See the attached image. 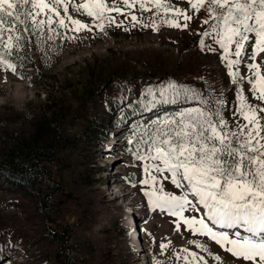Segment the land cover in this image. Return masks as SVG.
<instances>
[{
  "label": "rangeland",
  "instance_id": "374dc122",
  "mask_svg": "<svg viewBox=\"0 0 264 264\" xmlns=\"http://www.w3.org/2000/svg\"><path fill=\"white\" fill-rule=\"evenodd\" d=\"M165 2L193 16L188 28L167 26L164 21L176 19L175 14L150 3L147 11L139 3L122 6L124 15L106 13L102 21L70 7L69 15L91 31H75L71 24L67 29L53 24L55 32L47 26L30 30L15 50L19 61L10 60L16 73L0 66V160L8 146L30 140L41 113L57 127L43 144L44 171L34 181L20 187L0 178V264H185V248L207 264H244L207 237L193 235L179 218L152 208L145 195L152 189L143 184L144 165L151 161L137 156L148 151L143 134L172 119L168 112L177 118L189 108L218 110L235 128L243 122L241 90L249 103L264 106L254 98L249 81L255 77L247 66L261 60H249L248 48L242 63L230 70L221 54L208 51L215 47V34L202 35L210 31L202 23L207 13H194L186 0ZM109 15L115 18L110 26ZM101 23L103 31L96 27ZM234 71L242 78L237 83ZM171 84L191 91L175 96ZM223 97L228 109L215 102ZM122 109L131 117H119ZM90 117L102 124L93 144L82 138ZM159 186L183 195L170 180ZM161 244L169 246L162 251Z\"/></svg>",
  "mask_w": 264,
  "mask_h": 264
},
{
  "label": "snow or ice",
  "instance_id": "6c2138e0",
  "mask_svg": "<svg viewBox=\"0 0 264 264\" xmlns=\"http://www.w3.org/2000/svg\"><path fill=\"white\" fill-rule=\"evenodd\" d=\"M137 3L146 11L150 9L145 5L150 3L154 8H162L165 14L173 12L177 18L164 21L169 27L186 29L187 22L193 19L165 0H79L77 3L72 0H0V66L16 73V65L8 57L19 48L23 34L30 30L35 32L47 26L49 32H55L53 24L65 29L71 24L75 31H91L89 25L69 15L70 7L102 21L106 13L124 15L122 6L132 8ZM186 3L196 14L207 13L202 23L209 25L210 31L202 35L218 37H214V42L223 49L230 70L242 63L246 45L252 49L249 60L260 58L261 63L247 66L255 77L254 81H249L254 98L264 105V75L261 73L264 66V0H186ZM41 16L46 19H38ZM131 18L137 20L135 15ZM180 18L185 23L181 24ZM107 20L109 26L115 23L110 15ZM121 26L116 24V27ZM96 27L103 31L105 25L101 23ZM200 44L204 46V41ZM208 47L211 51V46ZM230 74L233 83L242 79L238 71ZM169 89L175 96L181 91L187 96L191 91L181 90L175 84L169 85ZM238 95L239 116L243 122L237 123L235 128L229 126V121L218 110L185 109L177 118L168 119L148 132L147 154L138 155L137 159L151 161L144 165L148 178L143 184L152 189L145 195L154 210L179 218L193 235L207 237L244 264H264V115H261L264 106L249 103L243 90ZM161 180H170L177 189L183 190V195L165 192L163 186L157 187ZM190 196L193 199H189ZM185 212L202 215L189 218ZM176 229L180 230V224ZM189 243L209 251L199 242ZM168 246L160 245L162 251ZM183 251L187 253L183 257L185 264L204 261V257H197L187 248ZM189 256L193 260H189ZM214 259L221 260L219 255Z\"/></svg>",
  "mask_w": 264,
  "mask_h": 264
},
{
  "label": "trees",
  "instance_id": "16d2710c",
  "mask_svg": "<svg viewBox=\"0 0 264 264\" xmlns=\"http://www.w3.org/2000/svg\"><path fill=\"white\" fill-rule=\"evenodd\" d=\"M9 60L19 61V57L14 51V54L8 57ZM30 63L29 60L26 61ZM216 104L221 108L228 107L227 103L216 101ZM124 118H129L130 111L126 109L120 110L118 113ZM174 113L168 112L167 117L175 118ZM41 118L37 121L34 132L30 140H20L17 144H12L8 146V150L5 158L0 160V178L5 181H11L17 186L24 187L29 181H34L35 177L44 171L43 163L40 159V153L45 154L43 144L46 137L50 136L51 133L57 131V127L52 122V120L44 115L40 114ZM163 116L159 117L161 121L165 120ZM157 118V119H159ZM102 125L96 119L90 117L87 119L86 130L83 132L82 138L84 140L90 141V143H95L98 140L97 132L101 130ZM147 132V131H146ZM143 134L141 138L142 141H148L150 143L147 134ZM144 136L146 138H144ZM36 150L34 151L33 149Z\"/></svg>",
  "mask_w": 264,
  "mask_h": 264
},
{
  "label": "crops",
  "instance_id": "0c3cea01",
  "mask_svg": "<svg viewBox=\"0 0 264 264\" xmlns=\"http://www.w3.org/2000/svg\"><path fill=\"white\" fill-rule=\"evenodd\" d=\"M214 44H215V47H211V49H212L211 51H210L209 48H208V51H210V52H212V53L217 52V53L221 54V55L224 57L223 49H221V48L219 47V45L216 44L215 42H214ZM248 48H249V50H250V52H251V51H252L251 47H250L249 45H246V51L248 50ZM232 58H235V57H232ZM216 101H217V100H215V102H216ZM227 101H228V99L225 98V97H223V98H220L219 103H220V102L227 103ZM227 109H228V108H227Z\"/></svg>",
  "mask_w": 264,
  "mask_h": 264
},
{
  "label": "bare ground",
  "instance_id": "6f19581e",
  "mask_svg": "<svg viewBox=\"0 0 264 264\" xmlns=\"http://www.w3.org/2000/svg\"><path fill=\"white\" fill-rule=\"evenodd\" d=\"M119 173V172H118ZM118 188V186H115V189H117ZM123 189V188H122ZM120 191V189L119 190H117V194H118V192ZM116 191L114 190V193H115ZM130 192V191H129ZM120 193V192H119ZM113 194V193H112ZM130 198V197H129ZM132 200V199H131ZM126 202V201H125ZM128 203V202H127ZM129 204H130V202H129ZM128 204V205H129ZM133 205V204H132ZM132 219V218H131ZM133 221V223H134V221L135 220H132ZM141 250V249H140ZM145 257V256H144ZM144 259V258H143Z\"/></svg>",
  "mask_w": 264,
  "mask_h": 264
}]
</instances>
